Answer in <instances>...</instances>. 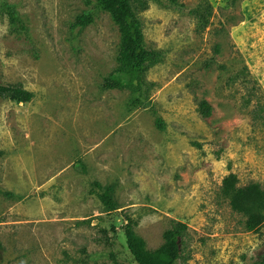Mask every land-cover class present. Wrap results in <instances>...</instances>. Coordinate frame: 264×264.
<instances>
[{"label":"rangeland","instance_id":"obj_1","mask_svg":"<svg viewBox=\"0 0 264 264\" xmlns=\"http://www.w3.org/2000/svg\"><path fill=\"white\" fill-rule=\"evenodd\" d=\"M1 2L24 29L0 6V84L32 98L0 97V264H136L126 219L149 251L185 224L175 264H264V221L247 231L220 190L228 174L264 185V0L132 2L160 53L138 107L103 88L119 32L97 0Z\"/></svg>","mask_w":264,"mask_h":264},{"label":"trees","instance_id":"obj_2","mask_svg":"<svg viewBox=\"0 0 264 264\" xmlns=\"http://www.w3.org/2000/svg\"><path fill=\"white\" fill-rule=\"evenodd\" d=\"M175 4L177 0H169ZM132 2L141 3L139 0H97L98 7L110 14L113 23L119 32V44L116 56V68L103 80V88L108 90H128L131 93L129 105L138 107L144 105L145 74L152 64L160 59V53L148 49L142 33L140 21L136 18ZM2 11L6 14L9 24L15 31L23 30L15 7L1 2ZM209 7H201L194 12L198 24L204 28L208 22ZM92 23L89 13L79 15L74 22V27L84 28ZM0 97L17 103H28L32 93L21 85L0 84ZM198 112L208 117L211 107L206 101H201L197 107ZM158 129L163 130L161 120H156ZM3 152L0 150V158ZM98 187L99 184H97ZM222 195L227 199L231 209L242 217L243 226L247 231L257 229L264 221V185L250 181L241 185L235 174H228L222 179L220 187ZM111 186L105 187L100 199L108 210H113ZM125 245L136 264H175L181 258L182 239L186 235L187 226L176 222L165 230L162 235V244L153 251L146 248L145 241L136 234L130 219H126L123 227Z\"/></svg>","mask_w":264,"mask_h":264}]
</instances>
